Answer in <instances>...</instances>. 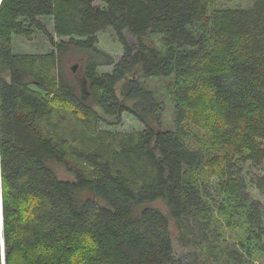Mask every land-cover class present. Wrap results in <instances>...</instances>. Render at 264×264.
Returning a JSON list of instances; mask_svg holds the SVG:
<instances>
[{
  "label": "trees",
  "instance_id": "16d2710c",
  "mask_svg": "<svg viewBox=\"0 0 264 264\" xmlns=\"http://www.w3.org/2000/svg\"><path fill=\"white\" fill-rule=\"evenodd\" d=\"M99 1L0 0L4 264H255L264 205L241 174L246 162L264 164V0L212 14L208 0ZM106 29L123 55L99 74L112 64L96 48ZM35 32L52 50L14 53L13 37ZM71 50L88 55L80 88L62 63ZM147 80L164 82L168 104ZM125 112L144 130L99 128ZM51 163L74 179L57 178ZM213 179L217 199L207 192ZM254 184L264 197V175ZM157 200L182 257L168 217L143 208Z\"/></svg>",
  "mask_w": 264,
  "mask_h": 264
},
{
  "label": "rangeland",
  "instance_id": "374dc122",
  "mask_svg": "<svg viewBox=\"0 0 264 264\" xmlns=\"http://www.w3.org/2000/svg\"><path fill=\"white\" fill-rule=\"evenodd\" d=\"M94 4L101 5L99 0H94ZM254 4V0H208L209 5V13L212 14L215 11H219L221 9L224 10H247L251 8ZM43 23L45 24L46 28L48 29L49 33L54 35L52 29V20L50 19H43ZM97 50L106 53L111 59L112 64L103 65L98 68V73H107L113 70L114 65L119 62L121 56L123 55V48L122 45L119 43L115 32L112 29H106L97 33ZM55 41L59 42L61 39L54 36ZM128 41L135 46L134 39L127 35ZM67 41V39H65ZM154 44H157L158 38L152 40ZM13 50L16 54H45L49 53L52 48L49 44L48 39L44 36L41 32H35L32 37L25 38V37H13ZM88 55L83 53H78L74 50L69 51L68 55L63 57V67L65 72L67 73L68 77L80 88V84L85 81L84 78V64L87 59ZM137 76L140 75V72L135 73ZM147 84V85H146ZM145 86L149 87L152 94L156 96L157 100L162 99V102L168 104V97H164L163 93L167 92L164 87V82H155V81H146ZM128 105H132L133 101L127 102ZM165 109H168L163 114V127L164 129L166 125H168V121H170V116H173L171 113L170 108L166 106ZM97 112L105 118L107 121L112 120L111 118L107 117L103 114L102 110L99 107H96ZM147 123L151 125V127L157 129V123L153 118H146ZM172 122V119H171ZM191 126H195V123L192 121L190 123ZM146 127V123L144 120H140L139 118L134 117L132 114L127 112L122 114L121 123L115 126H107L106 123L99 124L100 129H107V130H115L121 133H132V132H140L144 130ZM171 126L168 125L166 128H170ZM197 148L198 146L195 145ZM51 168L55 172L57 178L61 180H73L74 176L69 174L62 165L50 164ZM264 175V164L257 167L251 164L250 162H246L242 169L241 177L247 184V192L254 200L260 201L264 205V197L258 192L255 187V182ZM209 191L211 196L217 199V189H216V180L213 179L210 182ZM85 197L94 198L98 204L105 205L104 201L100 198H96L93 194L86 193ZM143 206V205H142ZM153 208L160 211L162 214L168 217L169 220V232L170 237L174 246V251L176 257H182L187 250L184 249L179 244V231L174 222V220L169 217V207L164 200H157L148 204H144L143 208ZM142 209V208H141ZM255 264H264V253L259 258L258 261H255Z\"/></svg>",
  "mask_w": 264,
  "mask_h": 264
},
{
  "label": "water",
  "instance_id": "95a60500",
  "mask_svg": "<svg viewBox=\"0 0 264 264\" xmlns=\"http://www.w3.org/2000/svg\"><path fill=\"white\" fill-rule=\"evenodd\" d=\"M2 228V198H1V177H0V232ZM0 264H4V241L3 237L0 236Z\"/></svg>",
  "mask_w": 264,
  "mask_h": 264
}]
</instances>
